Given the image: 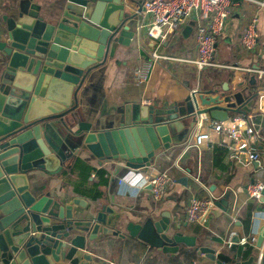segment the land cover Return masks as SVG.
<instances>
[{"label":"water","instance_id":"1","mask_svg":"<svg viewBox=\"0 0 264 264\" xmlns=\"http://www.w3.org/2000/svg\"><path fill=\"white\" fill-rule=\"evenodd\" d=\"M142 0H18L0 27V264H91L104 236L136 239L163 254L194 248L215 264V250L174 231L169 214L129 221L111 208L90 209L81 198L59 197L31 184L50 159L89 153L130 170L150 166L172 138L194 129L199 115L226 122L244 114L253 95L194 90L172 107L152 96L118 111L111 127L87 120L78 95L88 76L137 39ZM190 26L182 30L188 36ZM183 178L181 184L187 181ZM230 193L218 207L228 205ZM263 201V198H261ZM179 229V227H175ZM264 241V229L257 247Z\"/></svg>","mask_w":264,"mask_h":264},{"label":"crops","instance_id":"2","mask_svg":"<svg viewBox=\"0 0 264 264\" xmlns=\"http://www.w3.org/2000/svg\"><path fill=\"white\" fill-rule=\"evenodd\" d=\"M17 1L0 0V27H4L1 17L10 16ZM253 15H257L259 20L258 43L252 52H246L240 38L245 23ZM192 25H186L191 27L188 36H183L182 31L176 33L159 48L144 34L139 38L137 36L129 48H119L114 59H108L104 66L94 70L78 95L79 106L87 115V120L105 130L111 127L113 117L119 116L118 111L128 105L147 104L154 96L159 102H167L172 107L190 92L210 88L220 93L225 90L229 93L242 92L245 98L253 95V104L247 111L251 114L257 111L258 97L263 95L264 111V8L237 3L222 33L216 38L214 53L220 63L252 68L262 71V74L224 69L197 71L172 61L158 63L149 60V53L153 50L164 56H195ZM143 64H149L147 80L139 82L135 71ZM256 121L263 125L264 134L263 119L256 117ZM202 131L209 134L208 142L185 150V142L195 132V129H185L172 138L169 148L158 151L149 167L141 170H130L114 161L99 165L92 155L81 153L62 163L55 158L50 159L47 169L34 173L31 184L44 193L61 198H81L90 209L111 208L129 221L149 217L159 221L162 214L167 213L172 219L174 231L195 237L196 246L212 248L217 258L224 262H247L251 256L256 257V248L240 245L239 239L251 235L258 238L264 229V202L248 204L245 191L255 180L264 179V142L257 144L261 156L259 162H249L242 155L236 161L231 157L235 151L231 140L207 128ZM217 146L222 147L224 152L219 165L215 166L213 149ZM77 159L107 173V183L98 187L101 196L96 200L72 191L71 184L78 177L77 173L70 171ZM159 171H168L175 185L164 199L156 202L151 198L149 186L141 188L138 184ZM183 178L187 179L184 185L180 183ZM88 181L96 183L99 179L92 173ZM226 192L230 196L225 209L214 204L204 225L187 222L186 208L191 198H213L214 202H219ZM177 226L179 229H175ZM229 240L233 243L231 246H228ZM91 254V264H215L204 256H198L194 248L184 247L176 254H163L128 236L101 237Z\"/></svg>","mask_w":264,"mask_h":264},{"label":"built area","instance_id":"3","mask_svg":"<svg viewBox=\"0 0 264 264\" xmlns=\"http://www.w3.org/2000/svg\"><path fill=\"white\" fill-rule=\"evenodd\" d=\"M251 4L264 8V0H142L140 19L136 26L138 38L144 34L156 48L161 47L176 33H180L189 23L192 25V37L195 46V56L174 57L157 54L156 50L149 53L152 62L172 61L182 66L204 70H234L243 73H258L262 71L228 65L215 59L216 38L222 33L226 20L230 17L234 6L239 3ZM144 18V21L142 19ZM258 16L253 15L245 23L240 43L244 51L252 52L258 43ZM149 64L139 67L135 77L139 82L147 80ZM263 95H259L256 112L233 114L226 122L211 121L206 115H199L195 122V132L184 144V149L200 146L208 142L209 134L202 131L210 129L216 135H225L234 144L233 160L245 156L249 162H259L257 144L264 142L263 125L256 121L260 117L264 121ZM263 115V116H262ZM209 125H206V124ZM229 124V126H227ZM198 130V131H196ZM139 187L149 186L151 198L158 202L164 199L174 187L175 181L168 171H159L145 177L139 182ZM247 203L264 202V179H257L246 187ZM263 198V201H261ZM214 207L213 198L193 197L186 208V220L190 224L204 225ZM257 237L254 235L242 237L238 243L242 246L256 248L255 264H264V242L256 246ZM233 243L229 240L228 246Z\"/></svg>","mask_w":264,"mask_h":264},{"label":"trees","instance_id":"4","mask_svg":"<svg viewBox=\"0 0 264 264\" xmlns=\"http://www.w3.org/2000/svg\"><path fill=\"white\" fill-rule=\"evenodd\" d=\"M222 147H215L213 149L214 153V165L218 166L219 161L223 155ZM71 173H77L78 180L72 182V191L75 194H82L92 200H96L101 196V191L98 189L100 185H104L107 183V179L105 175L107 174L104 170H95L88 166L83 161L77 159L71 167ZM95 174L98 177L99 182L90 183L88 178L91 174ZM88 184L90 186H88ZM250 250V249H249Z\"/></svg>","mask_w":264,"mask_h":264}]
</instances>
